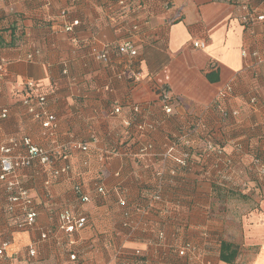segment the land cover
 <instances>
[{
  "label": "crops",
  "instance_id": "1",
  "mask_svg": "<svg viewBox=\"0 0 264 264\" xmlns=\"http://www.w3.org/2000/svg\"><path fill=\"white\" fill-rule=\"evenodd\" d=\"M119 1L0 2V60L9 62L0 80V110L9 109L0 121V144L9 137H30L55 157L65 147L68 158H56L48 168L71 166L55 178L40 163L19 169L37 211L35 226L28 229L17 227L15 220L24 212L19 206L10 211L9 193L0 182V247L9 242L0 264H17L31 248L38 250V264H264V177L254 191L236 185L252 176L249 151L264 157V19H259L264 0H127L123 6ZM74 20L80 24L66 31ZM126 39L135 42L136 56L117 51ZM195 41L205 42V49L194 47ZM106 49L107 59L96 58ZM30 53L34 60H27ZM136 71L142 80L133 83ZM31 78L57 117L54 134L46 135L42 122L22 104L24 81ZM163 87L179 105L171 114L157 94ZM227 87L220 108L224 104L238 115L222 118L213 105ZM134 105L140 107L137 114ZM116 108L121 112L114 115ZM196 120L203 129L190 135ZM139 122L154 127L142 135ZM200 136L224 145L234 159L236 187L210 180L221 169L211 156L209 180L195 172L198 165L194 173H169L163 203L150 206L143 196L157 184L153 171L174 166L161 155L186 141L194 150L202 146ZM150 142L153 154L139 155ZM78 184L89 202L74 190ZM99 184L107 195L97 193ZM122 196L133 228L124 225ZM65 211L84 215L87 225L73 234L62 231L59 217ZM187 241L199 246L197 260L178 257L177 249ZM223 243L237 247L235 262L220 258ZM138 249L143 256L136 258Z\"/></svg>",
  "mask_w": 264,
  "mask_h": 264
},
{
  "label": "built area",
  "instance_id": "2",
  "mask_svg": "<svg viewBox=\"0 0 264 264\" xmlns=\"http://www.w3.org/2000/svg\"><path fill=\"white\" fill-rule=\"evenodd\" d=\"M6 0H0V2H3ZM120 5H126L127 0H120ZM259 19H264L263 17H259ZM244 21L248 22V17L244 18ZM80 22L78 20H74L72 23L65 25L64 29L68 32L73 31V27L79 25ZM137 29L138 27H134ZM194 47L205 49L206 43L202 41H195ZM117 51L120 54L127 55L129 57L136 56L138 54V49L131 39L123 40L122 43H120L117 47ZM255 56H259L258 53H254ZM108 49L103 51V53L96 54V58L104 60L108 57ZM34 54L30 53L27 56V60H34ZM9 62L7 60L1 59L0 60V80L2 74L6 73V68ZM133 83H138L142 80V73L141 71H136L132 75ZM2 87L0 83V93L2 92ZM24 89L26 91V94L22 100V104L27 109L28 114L37 120H40L42 122V127L44 131L47 133H55V130L57 128V117L50 113L47 110V95L43 94L38 89V83L34 79H27L24 81ZM231 88L227 87L222 92L219 93L218 99H227V95L230 92ZM157 94L159 95V99L163 103V109L166 114H171L175 107H176V99L172 96L169 90L163 87L157 89ZM255 101V100H254ZM178 105V104H177ZM179 106V105H178ZM177 106V107H178ZM132 111L134 114L139 113L140 107L138 105H134L132 107ZM220 111L223 112L224 115H228V113H225L223 111V108H220ZM121 112V108H116L113 111V114H119ZM9 114L8 108H2L0 110V121L7 118ZM230 114V113H229ZM233 116H237L238 112L232 111L231 113ZM126 125H131L130 121L126 122ZM137 129L143 134H145L147 131H150L153 129L152 124H148L145 122H139L136 124ZM82 150L87 151L88 146L86 145H80ZM24 148L25 153H22L20 150ZM155 150V145L150 142L143 145L138 152L139 155L143 157H150V155L153 154ZM176 147L171 146L169 147L162 155L161 158L163 161L173 158L176 162V164L180 167L187 168L191 161V153L187 150H182L181 154L179 156H174L173 153L176 152ZM68 148L63 147L62 151L58 153L55 157L54 153L49 150H45L42 147L37 146L30 137H23V138H17V137H9L5 139L0 144V182L4 185L6 188V191L9 193V208L10 211H15V209L19 206L22 207V211L24 212V216L17 218L15 221L17 223V227L19 230L21 229H28L35 226L36 223V217H37V211L34 210L32 206V198L30 195V191L24 186L23 181L18 175L19 169L21 168H28L32 167L36 163H40L47 171L50 170L52 177H59L63 174H68L70 172L71 166L69 164L63 166L61 169H49L51 165H53L56 161V158L67 159L68 158ZM205 157L208 156L209 153L217 151L218 154H222L221 150H217V147L214 145L213 142H207L205 144ZM256 163L259 162V160H254ZM261 174H264V167L261 169ZM157 176L161 177L163 175L162 171H157ZM171 173L175 174V171L172 170ZM51 181L48 179L46 182V185L49 186ZM74 190L76 192L81 193V198L83 202H89L90 197L88 195L83 194V191L81 189V185L75 186ZM97 193L99 195L105 196L108 194V190L105 189V187L101 184H99L96 188ZM161 200V195L158 192H155L152 195L151 202L152 204H155V202ZM119 204L121 206L128 205L127 199L125 197H120ZM151 204V205H152ZM124 225L128 228L134 227V219L133 214L131 211H126L124 213ZM60 225L59 229L66 232L67 234H73L78 232L79 230L83 229L88 222V219L84 215H76L70 211H65L62 213L59 217ZM49 238V235L46 233L42 234V240H46ZM160 239L164 240V235L160 236ZM9 245V242L3 243L0 247V258L6 257V247ZM28 256L21 261H18L17 264H38V260L36 256L38 255V250L35 248L29 249ZM141 253H143L140 249H138L135 252L136 256H139ZM178 256L179 258H186L187 260L194 261L199 258V246L191 243H187L185 245H182L181 248L178 250ZM71 259L76 260L77 255L76 252H73L71 254ZM17 261V260H16Z\"/></svg>",
  "mask_w": 264,
  "mask_h": 264
},
{
  "label": "trees",
  "instance_id": "3",
  "mask_svg": "<svg viewBox=\"0 0 264 264\" xmlns=\"http://www.w3.org/2000/svg\"><path fill=\"white\" fill-rule=\"evenodd\" d=\"M214 109H216V111L218 113H220L221 117L222 118H227V117H230L232 114V111H229L224 104H222V108H223V111L225 113H228V115H224L223 112L220 111V106H221V103L219 102V99L215 101L214 103ZM175 108H178L177 106ZM230 113V114H229ZM233 116V115H232ZM196 126L197 127H194L195 129L192 130L190 133V135H194V133L198 129H203V122L200 121V120H196L195 122ZM137 127V126H136ZM189 137V136H188ZM190 139V137H189ZM213 142L214 145L217 147V150H221L222 151V154H218L217 151L215 152H211L208 154L207 157H205V154H206V151H205V144L207 142ZM198 142L200 143V145L202 146H199V147H196V149L192 150L191 149V145L190 143H188V141H186L185 144H182V143H173L172 145H170L169 147L171 146H175L176 147V152L173 153L174 156H179L182 152V150H187L191 153V161H190V164L187 168H184V167H179L175 160L173 158H170V159H167L165 161H172V164L174 165L173 168H171L169 171L168 170H162L160 169V167L156 168L153 173H155V176L157 178V184L154 186V187H151L150 189H146L145 192H144V196L143 198H145L146 200L149 201V203L151 202V199H152V195L155 193V192H158L160 193L161 195V200L160 201H157L155 202V204H152V205H156V204H162L163 203V184H164V181L166 180V177L167 175L170 173V175L172 176H175L177 174L178 171L183 170V171H186V172H193L194 173V169L193 167L195 165H198L199 166V170H196L195 172L200 176L202 177L203 179L205 180H209V178H211L213 175H214V172L212 170V168H209L208 166V161H209V158H211V156H214L217 158V160H219L220 164H221V169L219 170L218 168V176L217 178H211L210 180H213L214 182H216L218 184V186H221L223 188H233V187H236L235 184H236V180H235V177H236V173L237 171H235V162H234V159L231 157V156H228L226 154V151L224 149V145H221L220 143L218 142H214V140L212 138H207V137H202L200 136V138L198 139ZM183 145V146H181ZM234 147H236V150L237 151H241L242 150V144L240 142H235L233 143ZM168 147V148H169ZM167 150V149H166ZM250 153V156H252V162H251V165L249 166V169L248 171L251 172V178L249 180V182L247 181H244V182H240L239 184H236L237 186H240V188H245V189H252V191H254L255 189L257 190L258 188H261V185H260V181L261 179L264 177V174H261V169L264 167V157L262 154H260L259 152H257L255 149L249 151ZM259 160L258 163H256L254 160ZM162 171L163 175L160 177L157 176V171ZM174 170L175 171V174L171 173V171ZM168 171V173H167ZM150 205V206H152ZM125 207L124 211H123V215L126 211H131L128 209V205H123ZM122 206V207H123ZM137 210V209H136ZM161 235H164L165 237V234L164 233H161L159 235V238ZM187 243H191V244H194L190 241H187L185 243H183L182 245H185ZM222 251H221V255H220V258L225 262V263H233L235 262V258L237 257L238 255V252H237V247L232 245V244H229V243H226V244H222ZM178 250L179 248L177 249V255H178ZM136 256V255H135ZM143 256V253H141L139 256H136V258H139V257H142ZM179 257V256H178ZM185 264H188V263H185Z\"/></svg>",
  "mask_w": 264,
  "mask_h": 264
}]
</instances>
